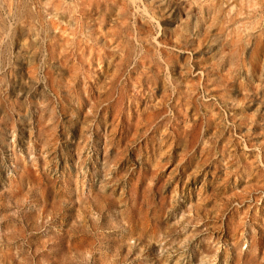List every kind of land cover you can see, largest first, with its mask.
Here are the masks:
<instances>
[{
	"label": "rangeland",
	"instance_id": "374dc122",
	"mask_svg": "<svg viewBox=\"0 0 264 264\" xmlns=\"http://www.w3.org/2000/svg\"><path fill=\"white\" fill-rule=\"evenodd\" d=\"M0 264H264V0H0Z\"/></svg>",
	"mask_w": 264,
	"mask_h": 264
}]
</instances>
